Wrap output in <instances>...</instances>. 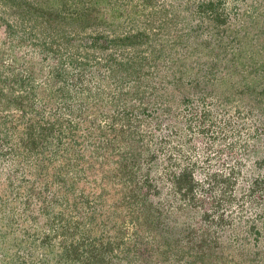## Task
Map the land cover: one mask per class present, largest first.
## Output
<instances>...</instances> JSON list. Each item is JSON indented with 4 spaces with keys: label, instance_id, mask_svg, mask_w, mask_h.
<instances>
[{
    "label": "rangeland",
    "instance_id": "obj_1",
    "mask_svg": "<svg viewBox=\"0 0 264 264\" xmlns=\"http://www.w3.org/2000/svg\"><path fill=\"white\" fill-rule=\"evenodd\" d=\"M0 264H264V0H0Z\"/></svg>",
    "mask_w": 264,
    "mask_h": 264
},
{
    "label": "trees",
    "instance_id": "obj_2",
    "mask_svg": "<svg viewBox=\"0 0 264 264\" xmlns=\"http://www.w3.org/2000/svg\"><path fill=\"white\" fill-rule=\"evenodd\" d=\"M97 260V259H96Z\"/></svg>",
    "mask_w": 264,
    "mask_h": 264
}]
</instances>
